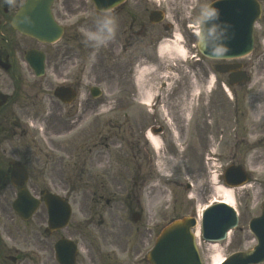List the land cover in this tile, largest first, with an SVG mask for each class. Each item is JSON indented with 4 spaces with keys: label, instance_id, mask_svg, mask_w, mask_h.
Instances as JSON below:
<instances>
[{
    "label": "rangeland",
    "instance_id": "374dc122",
    "mask_svg": "<svg viewBox=\"0 0 264 264\" xmlns=\"http://www.w3.org/2000/svg\"><path fill=\"white\" fill-rule=\"evenodd\" d=\"M210 2L211 0H126L125 9L128 10L127 15L129 16H123L126 19L123 25L119 23L124 13L123 7L112 14L117 19L116 30L118 34H122V39L124 27L126 23L130 24L131 20L134 24H142L145 29L144 23L148 21V15L152 11L162 10L166 17L159 25L148 26L143 37L133 38L127 49L122 46L120 56L115 61L113 60V63L124 62L123 54L125 52H129L132 56L140 55V47L149 41L150 46L147 50L150 55L155 44L166 43L176 34L183 35L185 38V42H180L185 47V55L181 59H160L157 54L158 63L148 58L146 60L139 59L132 66L135 73L132 72L131 78L124 76L123 80L119 81L116 76L113 84L106 83V76L109 73L114 74L112 62H109L105 58L106 56H102L100 66L97 67V70L94 69L99 71L103 80L100 85L97 84L103 92L100 99L112 107L111 110L115 112L117 118L124 119L123 113L128 115V123L124 126H130L132 136L140 138L146 154L150 153L151 149L145 144L143 133L141 134L139 131H144L149 127L163 131V134L160 135L163 142H161L159 154H156V162L159 170L164 174V179L160 178L157 182H150L152 185H158L155 188L157 190L154 191L153 200H149L142 220L132 225L128 217L123 216V212H120L119 209L112 212L108 207L95 209L93 202L86 201L85 198L82 200V197L76 195L77 186L74 187L71 178L68 177L69 171H65L64 180L68 189L69 201L74 198L76 202L73 205L71 219V221H75L70 228L71 238L77 239L78 242L79 240L83 241L81 255L84 260L87 259L88 253L85 248L90 244L97 264L101 254L110 255V257H105L109 264H133L139 252L154 243L157 233L168 221L179 219L180 216L188 214L190 217L197 216L200 209L205 207L204 204H208L213 198L218 197L211 184L213 171L221 176L229 165L240 166L249 174L248 182L234 188L235 201L232 204L239 214L240 222L238 228L230 232L226 241L215 244L201 241V245L198 247L200 256L204 264H211V257L226 258L232 253L251 249L255 245L253 236L248 230V223L252 218L260 215L264 200V90H261L264 82V0H262V14L255 23L254 49L249 55L228 62L202 59L201 66L197 63L190 65L191 62L184 61V58L190 55L189 41L193 40L190 32L187 31V25H198L202 11ZM57 9L61 11L60 4ZM94 14L93 6L86 4L85 16L91 17L93 21L95 20ZM167 25L171 27L172 37L165 31ZM98 35L102 37L100 33ZM108 38L102 42L99 41L100 45H107ZM95 48L89 49L88 56L92 54L90 57L86 56L85 59V90L91 85L87 78L91 76V58L96 53ZM153 54L156 56L155 49ZM217 63L241 65V69L251 74L254 83L243 82L229 86L225 75H216L213 89L205 92V78L212 74L213 66ZM140 70L146 73L143 75V80L137 78ZM181 72L183 77L180 76L178 80L176 73L180 74ZM136 79L143 81V88L135 85ZM162 81H165L166 85L164 98L160 102L155 101L154 111L148 113L139 108L142 105V92L154 96L158 89H161L158 86ZM193 83L198 86L201 93L198 98L192 96ZM189 94H191L190 98ZM86 100L83 102L84 104ZM46 106L49 105L46 104ZM108 114L102 113V117ZM166 115L170 118L169 120ZM42 118L43 116H39V119ZM185 118L188 120L185 121ZM25 120L27 122L28 118L25 117ZM89 123V120L82 123L78 132L75 130L70 136L85 132ZM41 128L45 129L42 124L38 123L37 130H41ZM210 151L216 153L218 157V161L214 165H211L206 159ZM131 163L139 165L141 160L134 156ZM149 163L150 161H147L143 165L147 166ZM150 167L154 169L153 164ZM69 168L70 166L66 167L68 170ZM152 177L155 178L156 175L152 174ZM186 183L190 184L189 190L183 186ZM219 184L222 185V181ZM5 196V210L11 213L5 221L9 222L10 219H13L16 222L18 219L11 210L15 196L8 189H5ZM119 199L122 200L123 197ZM79 206L86 208L91 213V217L88 219L90 223H85L81 231L75 229L77 221L80 219ZM190 208L192 211L189 210ZM100 211L101 216L99 217L97 213ZM114 217H118L120 223ZM33 221L34 219H31V223L27 221L26 228L36 227ZM156 224L160 227L152 232L151 228ZM98 225L101 226L98 227L99 231L97 230ZM145 225H149L150 230L147 237H140L142 229L145 232ZM101 232L105 234H100ZM61 234L67 237L66 230L61 231ZM61 234L58 230L52 235L46 234V237L41 235L34 237L25 230H19V250L26 259L17 262V264H56L50 251L57 240L61 238ZM37 249L47 252V255L45 252L39 261L30 253ZM144 264L149 263L145 262Z\"/></svg>",
    "mask_w": 264,
    "mask_h": 264
},
{
    "label": "flooded vegetation",
    "instance_id": "af4514ba",
    "mask_svg": "<svg viewBox=\"0 0 264 264\" xmlns=\"http://www.w3.org/2000/svg\"><path fill=\"white\" fill-rule=\"evenodd\" d=\"M23 1L0 0V94L6 97L3 104L0 98V264H17L26 259L19 250V230H25L34 237H46V234L55 233H48L47 213L41 204L43 194L69 197L64 180L65 171H69L68 177L74 187L77 186L76 195L82 196V200L86 197L98 198L94 202L104 201L112 212L110 205L115 204L118 194L122 195L126 204L121 210L128 212L131 219L136 212L139 221L142 220L145 208L142 198L152 201L156 191L151 188L152 185L149 186L156 178H145L141 173L143 153L139 143L133 142L131 127L123 126L115 116L109 117V125L101 126L100 112L105 105L99 99L91 98L84 88L85 59L92 54L88 56L90 47L87 45L89 49H86L85 43L88 41L85 34H98L100 29L96 20L92 21L91 17L85 16L86 4L89 6L90 0H52L51 13L64 30L45 40L24 35L15 28L13 21L20 12ZM59 4L61 11L57 9ZM126 6L125 2L108 15L114 21V31L106 48L100 49L98 46L91 58V76L87 78L90 84H100L103 81L99 71H95L100 66L103 55L109 62L115 61L122 52V46L127 49L133 38L145 35L143 25L134 24L132 20L124 27V40L122 34L117 33L118 22L112 14L123 7L124 13L119 20L123 25L126 22L123 16H129ZM98 17L100 15L95 12L94 18ZM139 51L141 54L136 56L125 52L124 62L120 64L112 62L114 74L106 76V83L113 84L116 76L119 81L124 76L131 78L132 66L139 59L148 58L157 62L153 50L149 55L148 50L141 46ZM40 60L43 61L42 73H39L40 65L35 67L37 72L31 67V64H39ZM69 88L74 93L70 104L55 98V93H68ZM39 116L43 118L39 119ZM91 116L94 118L85 132L70 136L75 130L78 132L79 126ZM25 117L28 118L27 122ZM38 123L45 129L37 130ZM123 145L125 152L118 149ZM132 150L135 155H132ZM134 156L141 160V164L131 163ZM14 166L18 169H14ZM68 166L69 170L66 169ZM21 168L26 176L21 175ZM12 180L24 181L25 184L15 187ZM119 181L125 182V187L119 186ZM5 189L14 196L21 189H26L32 197L39 199L40 206L32 217L36 227L26 228L28 223L20 219L16 222L13 219L5 221L11 214L5 210ZM73 202L75 203L74 198ZM78 213L80 219L75 229L81 231L85 223H90L88 219L91 213L83 207L79 208ZM54 217L57 218L58 214ZM28 222L31 223V220ZM74 223L72 221L64 230L67 238L73 240L80 250L75 264H97L90 244L85 248L88 252L87 259L82 258L83 241L71 238L70 228ZM61 231L63 230L59 231L60 234ZM147 234L148 230L145 228L144 232L142 229L140 237H147ZM61 237L64 236L61 234ZM35 252L43 255L46 250L37 249ZM50 252L54 258V248ZM31 254L36 256L34 252ZM106 256L110 257L109 254H101L98 264H109L105 260Z\"/></svg>",
    "mask_w": 264,
    "mask_h": 264
},
{
    "label": "water",
    "instance_id": "95a60500",
    "mask_svg": "<svg viewBox=\"0 0 264 264\" xmlns=\"http://www.w3.org/2000/svg\"><path fill=\"white\" fill-rule=\"evenodd\" d=\"M123 0H93L97 9L112 8ZM211 13V15H208ZM260 9L254 0H227L212 4L202 19L200 51L209 57L225 58L233 57L241 51L236 37L238 30H235L234 36L229 30L228 25H235L240 28L241 35L246 38L243 45L246 49H250L251 45V25L256 18L259 17ZM38 23L42 24L45 17L41 18L40 12ZM211 21V25L210 22ZM227 47L236 53H227ZM226 50V51H225ZM242 53V52H240ZM221 55H224L221 57ZM220 73L226 72V69H218ZM242 76V77H241ZM241 76H230L231 84L243 80ZM238 78V79H237ZM234 171V170H230ZM240 178V177H239ZM226 180L229 181V173H226ZM244 179L240 178L237 183L240 184ZM34 203V205H33ZM53 207L57 203H52ZM36 202H30L26 192H21L17 200L13 204V209L27 219L33 212ZM52 207L51 213L55 209ZM191 223L174 222L166 228L157 240L155 250L149 258L151 264H201L194 244V239L190 233ZM237 225V218L234 213H229L221 206L211 209L205 218L204 230L205 236L209 240H222L226 236V232ZM250 230L255 235L258 246L248 253L236 254L228 259L225 264H256L264 259V206L261 218L255 219L250 223ZM64 254V263L70 260L67 255L66 248L62 249Z\"/></svg>",
    "mask_w": 264,
    "mask_h": 264
},
{
    "label": "bare ground",
    "instance_id": "6f19581e",
    "mask_svg": "<svg viewBox=\"0 0 264 264\" xmlns=\"http://www.w3.org/2000/svg\"><path fill=\"white\" fill-rule=\"evenodd\" d=\"M180 41H181L180 35L176 34L175 37H173V40L166 42L165 44H163L159 48L160 56L162 58H165V59H172L173 57H175L177 59H181L183 57V55L185 54V47L180 44ZM261 64H262V62H261ZM144 74H146V73L144 71H142L141 75L143 76ZM213 82H214V77L211 76L208 84L211 86V84ZM252 83H254V80L252 81ZM139 84L141 86H144V83H142L140 81H139ZM194 87H196V86H194ZM262 87H264V82L261 86V90H264V88H262ZM194 91H196L195 88H194ZM142 98H143L142 99L143 101L150 102L151 95L149 93H146V94L142 95ZM187 120H188V118H185V121H187ZM147 138L150 141V143L153 145V147L159 151L160 146H161L160 139L157 136L153 135L152 133H148ZM211 184L214 186L213 191L215 192V195H217L218 196L217 198H219V199H217V198L216 199L219 200V202H223L225 204L232 206L233 205L232 202L235 201V194H234L235 189L233 187L229 188V187H225V186L220 185L215 176H212ZM195 236H196V238L199 237L198 231L195 232ZM213 248H214V246H213ZM213 248L211 247V250H213ZM211 259H212L211 264H219L223 258L218 257V256H214V257H211Z\"/></svg>",
    "mask_w": 264,
    "mask_h": 264
},
{
    "label": "clouds",
    "instance_id": "9594fccd",
    "mask_svg": "<svg viewBox=\"0 0 264 264\" xmlns=\"http://www.w3.org/2000/svg\"><path fill=\"white\" fill-rule=\"evenodd\" d=\"M208 15H211V13H208ZM104 23H105V30L108 33V36L110 37L114 31L113 28L114 21L111 18H106ZM88 39L102 42L104 38L96 33H89Z\"/></svg>",
    "mask_w": 264,
    "mask_h": 264
}]
</instances>
